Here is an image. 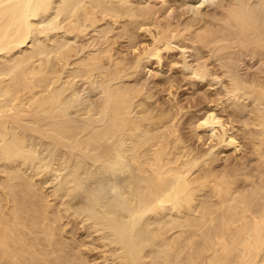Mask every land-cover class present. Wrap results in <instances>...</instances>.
Here are the masks:
<instances>
[{"label":"bare ground","instance_id":"obj_1","mask_svg":"<svg viewBox=\"0 0 264 264\" xmlns=\"http://www.w3.org/2000/svg\"><path fill=\"white\" fill-rule=\"evenodd\" d=\"M225 1L221 23L200 27L198 20L192 35L191 22L180 27L185 18L181 25L163 23L169 0L162 21L157 0H0V264H264V74L254 72L248 82L244 72L236 73L237 63L227 62L228 56L236 59L238 46L254 49V55L260 51L262 59L264 4L253 0L262 7L255 6L258 24L254 4ZM60 28L84 37L91 31L83 43L90 48L78 55V41L72 43ZM139 31L151 40L142 34L137 39ZM117 36L125 43L117 45ZM171 37L209 47L226 79L227 96L218 93L216 106L198 118L188 115V129L208 128L224 151L243 153L246 145L250 163H236L234 154L236 162H228L225 153L218 164L215 145L201 151L186 130L181 133L178 102L162 107L153 99L152 108L145 101L152 94L142 90L146 84L141 87L137 78V85L125 82L143 61L148 67L149 56L159 62L164 50L165 55L182 44L179 39L172 45ZM186 52H178L180 59ZM202 63L193 77L208 74L209 64ZM217 105L219 113L227 109L226 116L224 110V117L216 113ZM241 116L248 119L237 123ZM48 181L52 185L45 188Z\"/></svg>","mask_w":264,"mask_h":264},{"label":"rangeland","instance_id":"obj_2","mask_svg":"<svg viewBox=\"0 0 264 264\" xmlns=\"http://www.w3.org/2000/svg\"><path fill=\"white\" fill-rule=\"evenodd\" d=\"M143 1V0H142ZM161 0H157V6L161 3L162 5H160V11L157 13V16H158V18L160 17V20L162 21V16H163V14L162 13H160L164 8H165V6L167 5L166 4V0H164L163 2H160ZM171 1V2H170ZM181 1H182V3L183 2H186L184 5H185V7L183 8V4L181 3ZM202 1V2H201ZM225 0H189V2H188V0H177V2L176 1H173V0H169V3H171V5H169L170 7H168V5H167V7L164 9V10H166V9H168V10H166V12H164V10L162 11L163 13H166L165 15H164V17H163V23L164 22H170L171 24L173 23V25H175L174 24V22L177 24V23H179V21H183L184 20V18H185V20H184V22H182V24H184L185 23V25H181V22L179 23L181 26L180 27H182L184 30L187 28V27H189V23L191 22V25L193 26L192 28L194 29V30H192V28L191 27H189L190 29L189 30H191V33H192V35H193V33L195 34V29L196 28H200V27H202L201 25H203V24H207V23H209V22H213L212 24H215V22L216 23H221V15H222V13H223V6H224V4H225V2H224ZM253 1V0H252ZM158 2H160V3H158ZM168 2V1H167ZM175 4H174V3ZM181 3V4H179V3ZM193 2V3H192ZM200 2V3H199ZM228 2H229V0H227V4H228ZM244 2H245V0H244ZM244 2H242V3H244ZM249 2H251V0H247V4H249V5H253L251 8H252V10L254 11L253 13H252V11H251V13L252 14H254V15H256V14H259V11L258 10H256V13H255V6H256V9H257V7H258V9L259 8H262V7H260V6H257V5H255V1H253L252 2V4L251 3H249ZM258 2V1H257ZM261 2H262V0H261ZM189 5H188V4ZM246 3L244 4V6H246ZM259 3H260V1L258 2V5H259ZM163 4H165V6H164V8H162V6H163ZM178 4H179V8H176V10H175V7H178ZM257 4V3H256ZM263 4H264V0H263ZM173 5V6H172ZM183 5V6H182ZM199 5V6H198ZM217 5V6H216ZM181 6V7H180ZM191 6V7H190ZM216 6V7H215ZM222 6V7H221ZM226 6V5H225ZM264 6V5H263ZM254 7V8H253ZM180 8H182L183 10H179ZM187 8H189V9H187ZM192 8V9H191ZM198 8H199V10H198ZM201 8V9H200ZM214 8H215V10H214ZM219 8V9H218ZM246 8H250V7H248V5L246 6ZM162 9V10H161ZM186 9H187V12H186ZM190 10V11H189ZM197 10H198V12H202V14L204 15V17L202 16V15H200V13H196L197 12ZM219 10H220V12H219ZM251 10V9H250ZM180 11V12H179ZM181 12H183V15H182V13ZM186 12V13H185ZM209 12H210V14H211V12L213 13V14H215L213 17H212V15L213 14H211L210 16H211V20H210V18H208L209 17ZM262 12V13H261ZM264 7H263V10H260V14H259V16L261 17L260 19H261V21H262V19H263V15H264ZM179 13H181V14H179ZM189 13V14H188ZM192 13V14H191ZM205 13V14H204ZM207 13V14H206ZM158 14H160L161 16H159ZM186 14H188V15H186ZM198 14H199V17H198ZM217 14V15H216ZM182 17H181V16ZM191 15H192V17H191ZM197 16L196 17V19H195V16ZM165 16L167 17V21H165L166 20V18H165ZM178 16V17H177ZM179 16H180V18H179ZM184 16V17H183ZM188 16V17H187ZM207 16V17H206ZM171 18V20H168L169 18ZM191 17V18H190ZM194 17V18H193ZM201 17V18H200ZM257 17V18H256ZM164 18H165V20H164ZM181 18H182V20H181ZM187 18H189V19H187ZM198 18V19H197ZM202 18L203 19H205V20H202ZM214 18V19H213ZM255 18L256 19H259L258 18V16L256 15L255 16ZM175 19V20H174ZM176 19H179V20H176ZM186 19H187V23H188V26H186ZM200 19L203 21V23H202V21H200ZM260 19H259V22H258V24H261L262 22L260 21ZM189 20V21H188ZM191 20H194L195 22H196V24H195V22L194 21H191ZM198 20H199V22H198ZM208 20V21H207ZM210 20V21H209ZM214 20H215V22H214ZM177 21V22H176ZM206 21V22H205ZM220 21V22H219ZM197 22H198V25L200 26H198L197 25ZM205 22V23H204ZM194 23V24H193ZM200 23V24H199ZM202 23V24H201ZM190 25V26H191ZM216 25V24H215ZM261 25H264V23L263 24H261ZM261 25H260V29L261 30H264L263 28H264V26H262L263 28H261ZM183 26H185V27H183ZM195 26H197L196 28H194ZM89 28H91V27H89ZM198 29H196V30H198ZM56 30V32H57V34L58 33H60V32H62L63 34H64V32H65V30L64 31H62V29L60 28V32L58 31V29H55ZM55 30H52V31H55ZM88 30V29H87ZM87 32V31H86ZM84 33L83 35H85L86 34V39H89V37H90V34H91V31L89 32V30H88V32L87 33ZM188 32H190V31H188ZM61 33V34H62ZM67 34V37L69 38V39H71L70 41H72V43H74V39H75V42L76 41H78L79 42V44H78V42H76V46H77V49H81L82 50V52L80 53V51H79V54L78 55H81L82 53L84 54L85 53V51H87L88 50V45H87V43H88V40L86 41L85 40V37L84 36H80V35H74L72 32H71V34H73V36L70 34V33H67V32H65V35ZM68 34L69 35H71L72 36V38H71V36H68ZM87 34H89V35H87ZM92 34H93V30H92ZM141 34L143 35L142 37H146V38H148V39H144V41H150L151 39L148 37L149 35H147L146 36V33H141L140 31L138 32V36H137V39H138V37L140 36V38H139V40H141ZM74 36H75V38H74ZM78 36H79V40H81V42L78 40ZM80 37H81V39H80ZM119 36H117V40H118V42L116 43L117 45H119L120 46V44H124L125 42H124V40H123V38L121 37V39H122V43H120L121 42V39H120V37L118 38ZM82 38H84V40L82 39ZM91 38V37H90ZM174 38V37H173ZM172 37H171V39L169 40L170 42H174L175 44H178V42H179V39L180 38H177V40H175V38L173 39ZM142 39V40H143ZM150 39V40H149ZM173 39V40H172ZM233 40H235L236 41V39L235 38H233ZM232 40V41H233ZM87 42L86 44H83V43H85V42ZM175 41H177V43L175 42ZM180 41H182L181 43L182 44H180V42H179V44H178V46L177 45H175V48H174V46H173V49H169V51L168 50H166V52L168 51V53H165V55H164V52H165V50H164V52H163V49L161 50V52H163V53H161V58L159 59L160 61L159 62H156V58L154 57V59L152 58V56H149L150 58H148V60H149V62H148V64L149 65H147L148 67H146V63L147 62H145V61H143V65L141 64L140 66H139V68H138V70L134 73V74H132L131 76H129V77H124V79H125V82H128V81H131V83H133L134 82V80H136L135 78H137V79H139V80H137V81H139V83H138V85L139 84H143L144 83V85L146 84V88L147 89H144V87H143V93L145 92V93H147L146 91L147 90H149V94H152V95H150L151 97L150 98H148V97H145V101L148 103V105L150 106V107H157V106H162V105H164L165 104V106H166V104H168V102H169V104L170 105H168L167 107H170V106H172V104H171V101L173 102V101H175L174 103V105L176 106L177 105V102H178V106L181 108L180 110L181 111H183V112H181L180 110L178 111V113H177V116H176V118H178V120L176 121L177 122V125H178V123H179V126L178 127H183V131L181 130V128H180V131H181V133H183L184 134V130H186L187 131V136H186V138L187 137H189V135H190V137L192 138L191 140H189V142H192V141H194V140H196V141H194V142H192V144H194V147L195 146H197V149H200L201 151H204L203 150V148L205 149V145H208V143H209V146L210 145H215V146H213L214 148H213V151H214V153H216V155L215 156H217V154H218V157H217V163L218 164H222V162H223V156H224V159L227 157V156H229V160H228V162H230L231 161V158L232 159H234L233 158V154H234V156H236V158L234 159V160H238L236 163H240L241 161H243V162H247V163H250L251 162V157L249 156V153L248 152H244L245 150H244V148L246 149V145L244 146V148H243V153L245 154L246 153V156L245 155H243V156H241V151H242V149L240 150V154L237 152H234L233 150H231V149H229V150H226V151H224V148L222 147L223 146V144L222 143H215L216 142V140H214V137H210L208 134H209V132H208V128H204V129H201V130H199V129H193V128H191V130H195L197 133H199L200 135H201V138H197V136H196V133H195V131L194 132H192L190 129H188L189 128V126H190V124H191V122L188 120L187 121V118H188V115L191 117V116H193L194 115V117H196L197 116V118H198V115H199V117L200 116H202L205 112H206V110L208 111V109L209 110H211V109H213L216 105L214 104V102L217 100V98L221 95H224L225 97L227 96L226 94H224L225 93V86H224V80L226 81V79H225V77H223V75H222V72H221V68L223 69V66H221L220 65V62H219V59H217L216 58V56L213 54L214 52L211 50V49H209V47L208 46H206V47H208V48H205V46H204V48H202L203 46L201 45V43H199L200 45H201V48L199 47V50L198 49H196L195 47H196V45L197 44H194V43H197L196 41H193V44L192 43H190L192 40H187L191 45H192V47H194L193 48V50H192V48H191V46H190V44L188 45V42L186 41V39L185 40H182V39H180ZM186 41V43L185 44H187V46L189 47L190 46V48L189 49H186V48H188V47H186L185 49L184 48H182L181 49V47L184 45L183 44V42H185ZM172 42V43H173ZM118 43H120V44H118ZM139 44H140V42H138ZM142 43V42H141ZM174 43L172 44V45H174ZM236 43H237V41H236ZM75 44V43H74ZM78 44V45H77ZM171 44V43H170ZM197 45V46H200V45ZM80 45V46H79ZM141 45V44H140ZM238 44H236V46H237ZM84 46H88V47H86V49H84L85 47ZM181 46V47H180ZM233 46H235V42H234V45ZM79 47V48H78ZM84 47V48H83ZM166 47V46H165ZM172 47V46H171ZM248 47V46H247ZM244 48V49H240L239 48V46L238 47H236V51L237 50H239L238 51V53L236 52V51H234V49L232 50L231 48H230V51H234V53L235 54H237V56H238V54L241 56V58L242 59H240V56H238L239 57V60H240V62H241V60H243L241 63H242V66H239V70L241 71V69H242V73L241 72H237V70H238V60H237V56L234 54V53H232V55L234 54V57H236V59L235 58H233V56L231 57L230 56V58H229V56H228V59H230L229 61H227L228 59L226 58V61L227 62H229L230 63V66L231 67H234V64H236V69H235V71H236V73H240V74H243V72H244V75L246 74L248 77L246 78V75L244 76V79H248L249 81L248 82H250V80L253 78V76L252 75H254V72H255V75H254V77H256L258 74H261L260 76H263V74H264V62H262V61H264V60H262L263 58H264V53H262V51L263 50H261V55L263 54V56H262V59H261V56L259 57V55H260V51H259V53H256V55H254L253 53H254V49L252 50V48H251V53H250V47H248V48ZM90 48V47H89ZM168 48H169V46H168ZM198 48V47H197ZM233 48V47H232ZM166 49H167V47H166ZM200 49H201V51H200ZM204 49V50H203ZM208 49V51H210L209 53L207 52V54H208V56H209V54L211 55V57L209 56V59H208V57H206V55H205V53H206V50ZM245 49H246V51H245ZM85 50V51H84ZM183 51V53H185L186 52V50H187V52H186V55H187V59H188V61H187V59L185 58L184 60H185V64L184 65H182V64H179L178 63V61L179 60H182V59H180L181 58V56H183V54L182 55H180L178 52L180 51L181 53H182V51ZM191 50V51H190ZM78 51V50H77ZM84 51V52H83ZM197 51H198V53H197ZM255 51H256V49H255ZM258 51H256V52H258ZM172 52H173V55H172ZM191 54H190V53ZM201 53V55H202V53H204V56H201L200 55V53ZM212 52V53H211ZM240 52V53H239ZM243 52H245V54L243 53ZM248 52V53H247ZM78 53V52H77ZM193 53V54H192ZM247 53V54H246ZM82 54V55H83ZM130 54V53H129ZM162 54H163V57H162ZM168 56H167V55ZM169 54H170V56H169ZM190 54V55H189ZM242 54H244V56L242 57ZM257 54H259V55H257ZM185 55V54H184ZM230 55H231V53H230ZM164 56H165V58H164ZM171 56H172V58H171ZM175 56V57H174ZM179 56V57H178ZM200 56H201V59H199L200 58ZM177 57H178V60H177ZM185 57V56H184ZM205 57V58H204ZM171 58V60H168V59H170ZM183 58V57H182ZM198 58V60L196 61V59ZM202 58H203V60H202ZM214 58V59H213ZM243 58H245V59H243ZM147 59V58H146ZM151 59V60H150ZM213 59V60H212ZM216 59V60H215ZM167 60V61H166ZM174 60H177V62H176V64H177V67L179 66V65H181V67L179 66V68L180 69H178L177 67H176V64H175V62H174V64H173V62H169V61H174ZM184 60H182V61H184ZM189 60H191V62L193 61V62H195L196 61V64L194 65V67H193V62L191 63V65H189ZM200 60V61H199ZM204 60H205V65H208L209 64V71H211V72H209L208 71V74H209V77L207 76V78H206V75H208V74H206V75H204V76H202V79H201V77L197 74H195V77H193L194 76V72H193V70H195V68H199V67H201V63H202V61H203V65H204ZM206 60H207V63H206ZM210 60H212V61H210ZM215 60V61H214ZM234 60H236L237 62H232V61H234ZM155 61V64L156 65H154L153 64V62ZM187 61V62H186ZM180 62V61H179ZM201 62V63H200ZM233 63V66L231 65L232 63ZM247 62V63H246ZM157 63H159V65L157 64ZM171 63V64H170ZM200 63V64H199ZM218 63V64H217ZM244 63L246 64V65H244ZM263 64V67H262V64ZM160 64H161V67H160ZM169 64H170V69H169ZM145 65V66H144ZM151 65H152V69L153 70H155L153 73H156V75H154L153 76V73H152V69L150 68L151 67ZM202 65V66H203ZM211 65V66H210ZM212 65H214V66H212ZM143 68H142V67ZM150 66V67H149ZM153 66H157L156 68L155 67H153ZM160 67V69H159V67ZM168 66V67H167ZM173 68H172V67ZM187 66H188V69L190 70V72H189V70H187L186 71V69H187ZM193 68H192V67ZM197 66V67H196ZM220 66H221V68H220ZM145 67H146V69H145ZM176 67V68H175ZM185 68V70H184V72L182 71L183 69L182 68ZM189 67H191V68H189ZM219 67V68H218ZM147 68H148V71H146L147 70ZM151 70H150V69ZM162 68V69H161ZM172 68V69H171ZM177 70H175V69ZM145 69V70H144ZM159 69V71H156V70H158ZM166 69V70H165ZM212 69V70H211ZM216 69V70H215ZM233 68H232V71L234 70ZM261 69H262V71H261ZM163 70H164V72H163ZM172 70V71H171ZM219 70V71H218ZM238 70V71H239ZM144 71V72H143ZM146 71V72H145ZM179 71H181V72H179ZM260 71V72H259ZM151 72V73H150ZM171 72V73H170ZM176 72V73H175ZM185 72H187L188 73V75H186V77H184V75H185ZM216 73V77H215V73ZM256 72H258V74L256 73ZM137 73H138V75H137ZM170 73V74H169ZM190 73V74H189ZM192 73H193V75H192ZM213 73V74H212ZM163 75V77H162V75ZM184 74V75H183ZM218 74H220V76H218V77H220V79H221V81L223 82H221L220 80H219V82H218V80H215V78H217V75ZM239 74V76L240 77H242L243 75H240ZM141 75V76H140ZM166 75H169V76H166ZM172 75H176L175 77L174 76H172ZM222 75V76H221ZM237 75V74H236ZM138 76H139V78H138ZM157 76H158V78H157ZM164 76H165V78L167 79H169V81L168 82H166V79L164 78ZM171 76V79L169 78ZM191 76L193 77L192 78V81H191ZM214 78H213V77ZM143 77V80L141 79V78ZM161 77V79H159ZM199 78V79H194V78ZM250 77H252L251 79H250ZM128 78V79H127ZM164 78V79H163ZM174 78V79H173ZM211 78V79H210ZM157 79V80H156ZM167 79V80H168ZM173 79V80H172ZM219 79V78H218ZM243 79V78H242ZM127 80V81H126ZM150 80V81H149ZM154 80L156 81L155 83H154ZM175 80V81H174ZM195 80V81H194ZM133 81V82H132ZM137 81H135L134 83L136 84L137 83ZM153 81V82H152ZM161 81H165V82H161ZM174 81V82H173ZM199 81V82H198ZM217 81V82H216ZM243 81V80H242ZM158 82H160V83H158ZM173 82V83H172ZM192 82V83H191ZM193 82H194V84H193ZM196 82H198V83H196ZM221 82V83H220ZM244 82H247V81H244ZM244 82H242V83H244ZM247 82V83H248ZM130 83V82H129ZM162 83V86L160 85ZM163 83H165V85L163 84ZM168 83V84H167ZM170 83H172V85H171V87H170ZM190 83H191V85H190ZM202 83V84H201ZM246 83V84H247ZM142 84H141V87H142ZM249 84V83H248ZM248 84L246 85V87H247V89H248ZM137 85V84H136ZM163 85H164V87H163ZM167 85V86H166ZM192 85H194V86H192ZM204 85V86H203ZM220 85H222V86H220ZM244 85V84H243ZM199 86V87H198ZM245 86V85H244ZM152 87V88H151ZM167 87H168V89H167ZM224 87V88H223ZM149 88V89H148ZM245 88V87H244ZM153 91V92H150L151 90ZM169 89H170V92L172 91L173 92V94H175V96L173 97V96H171L170 94H168L169 95V97H168V95H167V90L169 91ZM173 89V90H172ZM220 89H223V91H220ZM217 90V91H216ZM166 91V92H165ZM220 91V92H219ZM248 91V90H247ZM222 92H223V94H222ZM155 93V94H154ZM166 93V94H165ZM218 93H220V95L218 94ZM141 94H142V92H141ZM148 94V93H147ZM146 94V95H147ZM207 94V95H206ZM214 94V96L215 95H217L216 97H214L213 96V98H212V95ZM252 94V93H251ZM163 95H164V97H163ZM143 96H145V95H141L140 97H141V99L143 98ZM148 96V95H147ZM171 96V97H170ZM224 96H223V99H224ZM158 97V98H157ZM166 97H168V99H170V101H168V99L166 98ZM208 97V98H207ZM210 97H211V99H210ZM149 100H148V99ZM164 98V103L163 104H161L162 103V100L161 99H163ZM172 98H173V100H172ZM174 98H176V99H174ZM196 98V99H195ZM207 98V99H206ZM249 98V97H248ZM248 98H246L247 99V102H248V104L250 105V102H249V100H248ZM250 98H252V96H250ZM249 98V99H250ZM155 100V102L156 101H160V104H158L157 105V103H156V105L157 106H154L155 105V102H154V100ZM156 99H158V100H156ZM165 100H166V102H165ZM179 100L181 101V102H179ZM194 101H195V103H194ZM212 101V102H211ZM251 101H252V103L251 104H255V102L253 103V100L251 99ZM152 102H154L152 105H151V103ZM190 102V103H189ZM208 102H210L211 103V105H210V103H208ZM203 103V104H202ZM184 105L183 107H185L186 106V108H183L182 107V105ZM194 104V105H193ZM198 104V105H197ZM200 104H201V106H200ZM192 105H193V108H191L192 107ZM207 105V106H206ZM248 105V106H249ZM164 106V107H165ZM210 106V107H209ZM211 106H213V107H211ZM222 106V105H221ZM163 107V106H162ZM166 107V108H167ZM199 107H200V110H199ZM220 107V105H217V108H215L214 110L216 111V113L217 114H220L221 116H223V114H222V112H223V110H224V116H226V111H227V109H226V111H225V108H224V106H222V108H223V110L221 109V111L222 112H218V110L220 109L219 108ZM188 108V109H187ZM198 108V109H197ZM227 108V107H226ZM249 108H250V106H249ZM183 109V110H182ZM196 109V110H195ZM203 109H204V111H203ZM189 110V111H188ZM186 111H188V112H186ZM197 111H198V113H197ZM247 112L248 111H242V114L245 116V114H247ZM186 113V114H185ZM192 113V114H191ZM194 113V114H193ZM197 113V114H196ZM200 113H201V115H200ZM181 116H180V115ZM183 114H184V116H183ZM240 115H241V112H240ZM178 116H180V117H178ZM183 116V117H182ZM223 116V117H224ZM247 117H249L248 116V114L246 115ZM186 117V118H185ZM247 117H243V116H241V118L239 119V120H237L236 122L237 123H240V121L241 120H243V119H245L246 118V120L248 119ZM180 118V119H179ZM182 118V119H181ZM197 118H193L192 120L193 121H195ZM185 119V120H184ZM183 121V122H182ZM187 121V122H186ZM235 122V121H234ZM236 124V123H235ZM185 125V126H184ZM237 125V124H236ZM188 126V127H187ZM190 127H192V125L190 126ZM186 128V129H185ZM185 131V132H186ZM188 131H189V134H188ZM201 131V132H200ZM191 133V134H190ZM202 133V134H201ZM193 134V135H192ZM184 135H186V133L184 134ZM195 135V136H194ZM240 134H238V136H239ZM190 137H189V139H190ZM208 137V138H207ZM198 140H197V139ZM205 138H206V141H205ZM211 138V143H210V139ZM240 138V140H241V137H239ZM200 140H202V141H200ZM199 141V142H198ZM196 142V143H195ZM199 145V147H198V145ZM202 144V145H201ZM222 144V145H221ZM217 145H221V146H217ZM201 147V148H200ZM203 147V148H202ZM220 147V148H219ZM207 148H208V146H207ZM206 148V149H207ZM216 148V151L218 152V151H220L219 153H217V152H215V149ZM205 149V150H206ZM220 149V150H219ZM222 150V151H221ZM232 151H233V153H232ZM231 152V153H230ZM227 154V156H226V154ZM242 153V154H243ZM220 154H222V155H220ZM224 154V155H223ZM237 154H239L240 155V157H243V159L241 160L239 157H238V155ZM220 156H221V158H222V160H218V158L220 159ZM231 157V158H230ZM237 157H238V159H237ZM239 160H240V162H239ZM225 162H226V160H225ZM231 162H234L233 160L231 161ZM234 162V163H235ZM48 183H49V181H48ZM48 183H46L45 184V188H47L48 186L49 187H51V185H52V182L51 183H49V185H48ZM91 252L92 253H95V250H93V251H90V254H91Z\"/></svg>","mask_w":264,"mask_h":264}]
</instances>
